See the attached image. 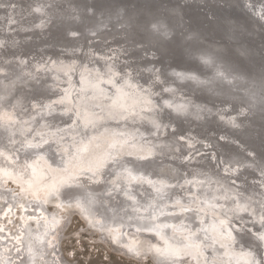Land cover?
<instances>
[{"label":"bare ground","instance_id":"bare-ground-1","mask_svg":"<svg viewBox=\"0 0 264 264\" xmlns=\"http://www.w3.org/2000/svg\"><path fill=\"white\" fill-rule=\"evenodd\" d=\"M189 1L199 26L172 0H0L3 264H61L71 215L135 261L264 264V43Z\"/></svg>","mask_w":264,"mask_h":264},{"label":"rangeland","instance_id":"rangeland-1","mask_svg":"<svg viewBox=\"0 0 264 264\" xmlns=\"http://www.w3.org/2000/svg\"><path fill=\"white\" fill-rule=\"evenodd\" d=\"M69 217L61 223L64 226L61 236L56 234L57 258L61 264H152L151 261H135L112 252L110 247L98 239L99 233H93L94 230L87 223L75 215ZM0 264H3L1 253Z\"/></svg>","mask_w":264,"mask_h":264},{"label":"water","instance_id":"water-1","mask_svg":"<svg viewBox=\"0 0 264 264\" xmlns=\"http://www.w3.org/2000/svg\"><path fill=\"white\" fill-rule=\"evenodd\" d=\"M91 2V0H89ZM134 1V4H141V5H145L149 4V2L151 4H155V2H160L163 0H132ZM172 2H175L177 4H179V6L182 8L183 10V15L186 19L189 20V22L191 23V25H197L199 26L200 24H202L201 22H199V18H198V14L200 13H196V14H191V12H187L186 11V6H188L190 3V1L188 0H172ZM213 3H211V1L209 2H204V3H198V9L199 12L202 13H207L208 9L213 8L212 6ZM150 5V4H149ZM218 5L220 6V8H224L228 11V13L232 14L234 12H237L238 15H241L244 17V19L246 20V23H249L251 25L252 21L256 22L257 26H258V31H257V41L260 40L264 43V21L262 19H260V17H258L256 14H254L248 7L247 5L244 4L243 0H237L236 4L231 3L229 0H219ZM209 19H206L207 23H210V21H208ZM206 26V24H205ZM81 36L87 37L91 34H87L84 31L80 32ZM70 35L68 34H64V39L66 40ZM262 37V39H261ZM219 40H217L216 42H218ZM225 41V43H227L226 40H222ZM246 43H249V41H246ZM56 47V46H55ZM64 46H57L56 48H58V50L60 48H63ZM165 50V49H162ZM156 54H154V57H152V60H156L159 63H163V59L161 58V54L162 52L156 50ZM165 53L167 52V50L164 51ZM263 54V53H262ZM236 59L239 63H241L242 57H240V55H236ZM264 59V58H263ZM175 60V59H173ZM264 263V262H263Z\"/></svg>","mask_w":264,"mask_h":264}]
</instances>
